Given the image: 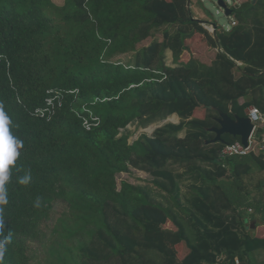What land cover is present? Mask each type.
Instances as JSON below:
<instances>
[{
	"label": "trees",
	"instance_id": "16d2710c",
	"mask_svg": "<svg viewBox=\"0 0 264 264\" xmlns=\"http://www.w3.org/2000/svg\"><path fill=\"white\" fill-rule=\"evenodd\" d=\"M233 14L214 35L187 0H0V105L22 144L3 185L0 264H251L264 239L246 221L264 223V207L247 188L264 160L222 156L238 138L210 142L220 112L264 115V0ZM196 36L217 51L208 65L182 61ZM173 115L129 141L131 126ZM132 169L149 182L119 188Z\"/></svg>",
	"mask_w": 264,
	"mask_h": 264
},
{
	"label": "rangeland",
	"instance_id": "374dc122",
	"mask_svg": "<svg viewBox=\"0 0 264 264\" xmlns=\"http://www.w3.org/2000/svg\"><path fill=\"white\" fill-rule=\"evenodd\" d=\"M56 4H62V0H53ZM228 8H230L231 10H233V8H238L240 7L243 3L248 2L250 0H240V4L237 2V0H223ZM239 4L240 6H237L236 4ZM190 11L191 14L193 15V17L195 19L210 23V24H214L216 25L219 29H223L225 31H228L232 28L231 26V21H232V17L233 15L229 16V17H225L224 12L221 8V6L218 3V0H191L190 3ZM204 26V25H202ZM206 27H209L206 25ZM205 28V27H204ZM207 29V28H205ZM156 39L158 40H162V34H157ZM152 40L148 39L145 42H143L140 46H147L150 44ZM203 42H205L204 38L202 40ZM201 41V42H202ZM170 58L168 57L167 59V64H169ZM170 119V117H169ZM171 120V119H170ZM164 123H168L167 120L165 122H154L151 124H148L146 126L140 127L138 128V126H131L130 127V132L132 133L129 141H135L137 140V138L142 135V134H151L153 130H155L156 128H158L159 126L163 125ZM261 133L260 134H256V137L260 138L261 137ZM150 180V177L144 173V172H140L137 171L135 169H132L130 171V173H123L117 176V185L120 188L121 186V182H127L131 185H139V186H145ZM55 209L57 211L62 210L63 208L60 205H57L55 207ZM57 214L54 212L52 214V220L51 222H49L50 225L53 224L54 219L56 218ZM168 227H170L171 229H173V227L168 224ZM180 250V249H179Z\"/></svg>",
	"mask_w": 264,
	"mask_h": 264
},
{
	"label": "crops",
	"instance_id": "0c3cea01",
	"mask_svg": "<svg viewBox=\"0 0 264 264\" xmlns=\"http://www.w3.org/2000/svg\"><path fill=\"white\" fill-rule=\"evenodd\" d=\"M232 21H235L233 17H232ZM186 44H187L189 51L191 53H185L182 61L186 62L190 57H193L194 59H196L200 63L208 65L212 61L215 60L217 51L209 48L205 42H201L200 40H198L197 36L195 37L193 42L188 41V42H186ZM168 57L170 58L168 65H170L172 62L171 53L167 54V59H168ZM243 102H244V100L240 99L239 104H242ZM248 110H249V108L247 110H245L246 115L248 113ZM204 115H205V111H203V110H197L194 113V117L198 118V119H204ZM262 116L264 118L263 114H262ZM170 119L168 118L167 122L170 121V123H174V124L179 123V118L175 115L171 116ZM258 130L261 131L262 135H264V123L261 126H259ZM237 142H240L239 139ZM254 142H255V144L253 145L254 151H255L254 154L256 156L261 155L260 154L261 153L260 148H259V138L255 137ZM263 160H264V158H263ZM260 183L262 184V189L259 190V192L257 193L256 192V185L260 184ZM248 187L249 188H247V192L250 195L249 199L257 198L256 202L258 204H263V207H264V173H261L258 170L253 169V171L251 173V182L249 183ZM252 214H254V211H253V209L250 208L248 215L250 216ZM260 218H261V216L256 214L255 220L253 222L251 219L247 220L246 222H247V224H249L251 226L250 235L252 237H256L258 239H264V223L260 221ZM252 225H254V228H252ZM186 253H187V250L184 249L183 246H180L179 256L182 258ZM250 263L251 264H264V250H259V251L252 253L250 256ZM238 264H239V261H238Z\"/></svg>",
	"mask_w": 264,
	"mask_h": 264
},
{
	"label": "water",
	"instance_id": "95a60500",
	"mask_svg": "<svg viewBox=\"0 0 264 264\" xmlns=\"http://www.w3.org/2000/svg\"><path fill=\"white\" fill-rule=\"evenodd\" d=\"M256 0H252L254 3ZM191 0H187L188 8L190 7ZM219 5L221 6L224 16L229 17L233 15V10L228 8L227 4L223 0H218ZM200 24L205 25V23L201 22V20L196 19ZM213 28L212 33L215 35V25L211 26ZM216 122L218 124V127L212 128L211 131L215 133V138L210 143H223V136L229 135L234 138H238L240 143L247 147L248 146V140L253 132V124L251 123L249 118H236L232 120V118L228 117L224 113H219V118L216 119ZM252 228H254V225H252Z\"/></svg>",
	"mask_w": 264,
	"mask_h": 264
},
{
	"label": "clouds",
	"instance_id": "9594fccd",
	"mask_svg": "<svg viewBox=\"0 0 264 264\" xmlns=\"http://www.w3.org/2000/svg\"><path fill=\"white\" fill-rule=\"evenodd\" d=\"M9 123L10 119L4 112L3 106L0 105V203L6 202V191L3 185L8 180L7 169L18 155L16 149L22 146L21 142L10 134L7 127ZM0 247H2V242H0Z\"/></svg>",
	"mask_w": 264,
	"mask_h": 264
},
{
	"label": "built area",
	"instance_id": "2783aa9c",
	"mask_svg": "<svg viewBox=\"0 0 264 264\" xmlns=\"http://www.w3.org/2000/svg\"><path fill=\"white\" fill-rule=\"evenodd\" d=\"M237 2L240 4V0H237ZM238 3L236 5L240 6ZM235 25H236V22L231 21V26L233 27ZM206 28L210 32L213 31V28L211 26L206 27ZM48 104L51 105V101H49ZM247 118H249L251 123L253 124V132H252V135L250 136V138L248 140V146L245 147L240 142H235L233 144L227 145L221 151L222 156H224V157L246 156L247 154L255 153L254 146H253L255 144L254 140L256 137V133L259 129V126H261L264 123V118H263L261 112L255 107L249 108L248 113H247ZM96 120H97V118H93V121H95V123L97 122ZM85 125L89 129V124H87V122H85ZM259 148H260V152H261L260 154H261L262 158H264V135H261V137L259 138ZM235 263L238 264V260H235Z\"/></svg>",
	"mask_w": 264,
	"mask_h": 264
}]
</instances>
